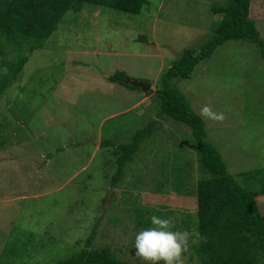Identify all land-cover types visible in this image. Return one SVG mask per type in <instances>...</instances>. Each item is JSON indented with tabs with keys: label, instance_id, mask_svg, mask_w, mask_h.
<instances>
[{
	"label": "rangeland",
	"instance_id": "1",
	"mask_svg": "<svg viewBox=\"0 0 264 264\" xmlns=\"http://www.w3.org/2000/svg\"><path fill=\"white\" fill-rule=\"evenodd\" d=\"M225 2L147 0L138 14L85 3L29 54L0 99V264H57L91 235L93 248L147 264L134 243L152 214L171 217L174 230L199 233L196 183L203 173L194 135L162 113L157 90L184 49L212 38L222 18L212 7ZM250 17L264 38V0H251ZM118 71L150 89L112 82ZM170 86L196 113L205 104L224 112L223 122L204 119L207 140L241 185L262 189L237 174L264 168L259 45L228 40ZM151 123L152 134L114 187L119 151L102 143H130ZM256 202L264 217V194ZM196 242L184 264H199Z\"/></svg>",
	"mask_w": 264,
	"mask_h": 264
},
{
	"label": "trees",
	"instance_id": "2",
	"mask_svg": "<svg viewBox=\"0 0 264 264\" xmlns=\"http://www.w3.org/2000/svg\"><path fill=\"white\" fill-rule=\"evenodd\" d=\"M85 3L138 14L147 0H0V99L24 69L29 54L45 45L69 10L80 11ZM250 5L251 0H226L213 5V13L222 16L214 35L198 46L184 49L163 74V83L157 90L162 113L188 125L195 139L203 173L196 183L197 229L206 237L194 246L199 264H264V217L256 202L264 194V168L237 173L260 182L262 189L241 185L229 172L221 152L207 140L204 119L179 90L170 86V81L174 77H190L202 60L211 57L228 40L255 41L264 52V38L250 17ZM110 79L136 88L126 82L125 72L118 71ZM152 124L138 130L130 143H102L113 145L115 153L119 151L112 177L114 187L123 180L126 165L134 160L141 143L152 134ZM260 204L264 209V204ZM92 241L91 235L85 247L57 264H133L117 257L110 247L93 248Z\"/></svg>",
	"mask_w": 264,
	"mask_h": 264
},
{
	"label": "clouds",
	"instance_id": "3",
	"mask_svg": "<svg viewBox=\"0 0 264 264\" xmlns=\"http://www.w3.org/2000/svg\"><path fill=\"white\" fill-rule=\"evenodd\" d=\"M198 115L214 122H223L226 118L224 112L214 111L207 104L200 108ZM149 220L151 226L139 230L134 243L136 257L147 264H184L183 257L190 248V241L206 239L198 232L193 234L188 230H174L171 217L152 214ZM193 235L196 241L192 240Z\"/></svg>",
	"mask_w": 264,
	"mask_h": 264
},
{
	"label": "water",
	"instance_id": "4",
	"mask_svg": "<svg viewBox=\"0 0 264 264\" xmlns=\"http://www.w3.org/2000/svg\"><path fill=\"white\" fill-rule=\"evenodd\" d=\"M131 79L129 78H126V82H129ZM131 83L134 85V86H137V87H142L144 90H149L151 85L148 84V83H145V82H142V81H131Z\"/></svg>",
	"mask_w": 264,
	"mask_h": 264
}]
</instances>
